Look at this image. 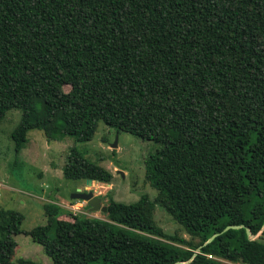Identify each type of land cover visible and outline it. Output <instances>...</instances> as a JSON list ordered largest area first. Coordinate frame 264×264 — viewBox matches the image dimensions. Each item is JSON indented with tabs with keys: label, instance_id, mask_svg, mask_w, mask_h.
<instances>
[{
	"label": "trees",
	"instance_id": "trees-1",
	"mask_svg": "<svg viewBox=\"0 0 264 264\" xmlns=\"http://www.w3.org/2000/svg\"><path fill=\"white\" fill-rule=\"evenodd\" d=\"M11 110L16 154L31 130L86 142L99 121L158 145L153 198L110 196L105 218L43 205L26 234L51 264H264V0H0V122ZM62 174L113 178L74 147ZM157 205L188 238L157 225ZM22 220L0 208V264Z\"/></svg>",
	"mask_w": 264,
	"mask_h": 264
},
{
	"label": "rangeland",
	"instance_id": "rangeland-1",
	"mask_svg": "<svg viewBox=\"0 0 264 264\" xmlns=\"http://www.w3.org/2000/svg\"><path fill=\"white\" fill-rule=\"evenodd\" d=\"M63 88L70 89L67 85ZM20 116L19 110H11L0 122V208L13 209L23 215L21 233L13 235L17 244L11 259L14 264H18L20 259L51 264L42 247L26 234L33 227L46 224L43 208L46 202L61 205L64 210L59 218L72 220L67 214L69 211L87 217L105 218V213L100 210L90 211L88 202L70 198L77 188L92 190L95 196L101 197V205L105 206L110 196L125 203L135 202L143 194L150 198L155 196L156 191L144 180L143 164L144 159L158 148L153 142L127 132H118L99 121L92 139L86 142H75L71 137L47 140L42 130H31L27 133L28 141L24 148L16 154L10 133L19 123ZM114 142L116 147L111 146ZM71 147L90 161L108 168L113 174L111 183L93 181L87 184L84 180L63 177L62 168ZM154 220L164 232L188 238L181 225L161 206L155 207ZM261 236L258 233L255 237ZM261 241L264 243V236ZM223 264L239 263L223 260Z\"/></svg>",
	"mask_w": 264,
	"mask_h": 264
},
{
	"label": "water",
	"instance_id": "water-1",
	"mask_svg": "<svg viewBox=\"0 0 264 264\" xmlns=\"http://www.w3.org/2000/svg\"><path fill=\"white\" fill-rule=\"evenodd\" d=\"M112 147H116V142H114L112 145ZM87 184H92V180L91 179H87L86 180ZM70 198H74V199H82L86 202H88L89 204V210L90 211H96V210H100L101 212H106L107 210V206L105 205H101V197L99 196H95L92 190H88V191H81L80 188H77V190L71 195ZM244 227V225H228L225 227L224 230H227L229 228H233V229H238V228H242ZM264 227V225H263ZM262 227V228H263ZM262 229L258 232L261 233ZM245 232L246 235L250 238V239H255L256 235L258 234H252L250 229L248 227H245ZM218 233L213 234L210 238H208L202 245L198 246V248L193 252V255L191 257V259L193 258V256L195 254L198 253L199 249L206 245L207 243H209L215 236H217Z\"/></svg>",
	"mask_w": 264,
	"mask_h": 264
}]
</instances>
